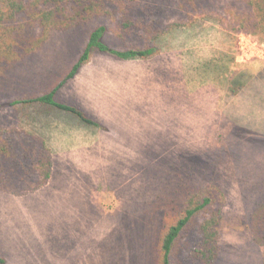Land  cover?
Wrapping results in <instances>:
<instances>
[{
  "label": "rangeland",
  "instance_id": "rangeland-1",
  "mask_svg": "<svg viewBox=\"0 0 264 264\" xmlns=\"http://www.w3.org/2000/svg\"><path fill=\"white\" fill-rule=\"evenodd\" d=\"M231 5L209 7L224 24L186 9L185 19L195 20L164 34L151 57L95 53L58 97L79 104L99 126L14 104L63 79L92 25L53 32L0 75V124L40 134L53 154L43 187L21 195L0 189L4 264H155L148 202L177 174L225 193L214 264H261L252 213L264 201V40L225 25ZM174 18L160 16L162 23ZM115 33L113 23L110 42Z\"/></svg>",
  "mask_w": 264,
  "mask_h": 264
},
{
  "label": "trees",
  "instance_id": "trees-1",
  "mask_svg": "<svg viewBox=\"0 0 264 264\" xmlns=\"http://www.w3.org/2000/svg\"><path fill=\"white\" fill-rule=\"evenodd\" d=\"M146 1V0H145ZM0 0V75L42 48L55 31L92 25L76 62L50 91L17 100L14 104H37L64 111L89 126L99 122L79 104L58 97L60 88L89 63L95 53L117 59H139L155 55L161 37L193 22L185 10L200 12L201 19H216L209 7L217 0ZM230 29L256 35L264 40V0H229ZM173 3L177 6L174 7ZM167 14L174 20L162 23ZM99 19V21L94 22ZM116 24L115 37H107L109 25ZM134 35L139 40L123 48L114 46ZM117 41V42H118ZM53 173V154L40 134L17 126L0 124V189L25 194L46 185ZM177 174V173H176ZM163 182L156 197L148 202L147 227L155 237L152 257L155 264H214L219 249V228L225 193L218 185L181 182V175ZM256 243L262 248L264 264V201L252 213ZM0 256V264H4Z\"/></svg>",
  "mask_w": 264,
  "mask_h": 264
}]
</instances>
